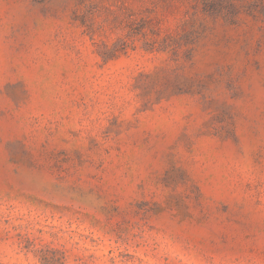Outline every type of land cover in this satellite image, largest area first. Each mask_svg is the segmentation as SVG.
<instances>
[{
  "label": "rangeland",
  "instance_id": "374dc122",
  "mask_svg": "<svg viewBox=\"0 0 264 264\" xmlns=\"http://www.w3.org/2000/svg\"><path fill=\"white\" fill-rule=\"evenodd\" d=\"M0 263L264 264V0H0Z\"/></svg>",
  "mask_w": 264,
  "mask_h": 264
},
{
  "label": "trees",
  "instance_id": "16d2710c",
  "mask_svg": "<svg viewBox=\"0 0 264 264\" xmlns=\"http://www.w3.org/2000/svg\"><path fill=\"white\" fill-rule=\"evenodd\" d=\"M0 264H6V263H0Z\"/></svg>",
  "mask_w": 264,
  "mask_h": 264
}]
</instances>
